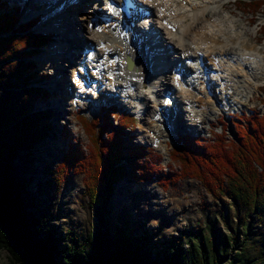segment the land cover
Segmentation results:
<instances>
[{
	"label": "trees",
	"instance_id": "16d2710c",
	"mask_svg": "<svg viewBox=\"0 0 264 264\" xmlns=\"http://www.w3.org/2000/svg\"><path fill=\"white\" fill-rule=\"evenodd\" d=\"M239 2L251 16L264 9V0ZM34 26V21L21 22L17 8L7 10L0 1V249L7 252L9 263L264 264V98L261 113L233 115L230 123L236 139H230L224 127L210 139L181 135L169 152L178 169L166 173L150 148L125 146L124 130L135 127L134 118L125 110L111 105L93 117L77 116L88 145L68 142L60 163L45 170L49 179L39 182V190L58 187L70 173L84 174L90 208L106 224L105 209L114 185L127 171L139 182L157 180L163 186L183 178L196 179L212 198H230L233 215L220 211V219L215 214L207 216L170 236L158 246L161 250L147 245L148 233L134 234L127 225L118 224L112 235L107 230L80 238L49 227L44 213L27 210L35 206L36 197L27 194L28 182L17 174L13 162L19 152L34 149L49 130L41 125L49 112L33 111L34 103L48 95L37 85L44 74L26 58L51 39L35 32ZM260 28L263 38L264 26ZM121 158L129 170L121 165ZM153 251L155 259L150 258Z\"/></svg>",
	"mask_w": 264,
	"mask_h": 264
},
{
	"label": "rangeland",
	"instance_id": "374dc122",
	"mask_svg": "<svg viewBox=\"0 0 264 264\" xmlns=\"http://www.w3.org/2000/svg\"><path fill=\"white\" fill-rule=\"evenodd\" d=\"M1 1L6 5L7 10L12 11L15 7L19 8L18 13L21 22L28 21L27 17L33 15L39 7L37 2L33 1L31 3L34 5L33 12L29 13L26 0ZM67 1L71 4L70 6L66 5L63 9L55 7L57 12H64L62 17V23L65 24V27L62 28L63 33L57 32L54 29H47L44 31L36 30V27L40 23H43V21L48 23V17L45 16V13L44 16H41V21L33 30L35 32L50 33L52 35L50 37L51 40L45 46L40 47L36 55L26 58L27 61L34 62L35 69L44 74L37 85L46 90L48 94L47 97L38 99L34 103L33 111L49 112L47 117L42 118V122H45L41 124L47 125L49 128L46 138L40 141L31 151L19 152V158L13 162V168L16 169L17 174L28 182L27 194L36 197L35 206L33 208L27 207V210H32L35 215H37L38 212L44 213L49 227L55 228L61 233L70 231L80 238H86L97 231L103 234L107 230H109V233L112 235L118 224L127 225L128 229L134 234L148 233L151 239L148 240L147 245L150 248L154 247L155 251L161 250V247L158 246L166 243L170 236L178 234V232L184 228L195 226L199 221L203 222L207 216L215 214L220 219V211L233 215V208L230 206L231 201L229 197L223 196L221 200L214 199L205 191L203 185L198 180L190 178H183L173 185L163 186L157 180L139 182L135 180L128 171L125 172L121 180L115 183L111 199L105 209L104 219L107 218V224L102 223L90 208L83 183L84 174L70 173L68 177L60 182L58 187L52 185L43 190L37 188L39 182H46V180L49 179L48 173H46L45 170L47 168H54L60 163L68 142H73V144L83 147L88 145L87 136L84 134L77 120V116L84 114L87 117H93L101 112L102 104L116 103L120 110L124 111L126 109V112L134 118L135 127L132 130H124L125 135L123 136V140L125 146L130 148L132 145H142L150 148L152 153L159 156V163L162 168L161 172L163 173L170 171V169H178V164L170 159L169 152L171 147L176 145L175 140L181 135L190 133L195 137L199 136L204 139H210L213 138L215 132H220L221 128L224 127L228 131L229 138L236 139L234 127L230 123L233 119V115L235 113L239 115H250L253 111H257L258 113L263 111L262 99L264 95L262 94V88H264V73L258 74L261 79L258 87L255 89L251 88L250 94H248L249 96L244 98L241 104L237 100L229 99V95L220 87L219 81L214 78L211 79L210 83L213 95L208 96L211 98V101L208 100L205 102L203 99L204 86L194 82V87L196 85L199 91H201V93L199 92V95L196 96V100L199 99L201 102L197 100L195 104L206 105V110L202 112V114L205 115L204 118L195 123H199L200 128L197 130L190 126L189 129L186 124V112H179V116L181 115L182 119L179 122L177 131L172 130V128L166 130L165 126L158 122V125L160 124L157 126V137L159 141L154 142L155 139L152 137V131H150V128L146 127L148 120L152 118V113H156L155 106L152 108L150 107V112H144L143 116H141L140 114L142 109L144 110V106L139 107L135 103L134 92L136 88L132 91L129 90L127 95L126 92L123 91L120 92V94L115 93L114 85L108 84V80H104L99 86L98 80L93 78L90 74L91 69L88 66L83 67L80 65L79 58L83 56V44H75V42H70L68 39H76L80 42H85L86 40L84 37L86 35V30L84 25H89L88 22L93 15H99L92 10L91 5H95L91 3L92 1ZM204 1H213V5H216V10H220L217 6L219 0ZM239 1L243 0H227L229 9L233 10V15L230 18L239 23L238 28L244 33L243 38L247 35L245 39H250L248 41L249 43H247L248 45L245 43L246 47L253 46L254 42L256 47H259L260 50L263 51L264 55L263 29L261 30L260 28V26H264V9L260 10L261 12H258L256 16H251ZM104 2L105 0H99L98 3L103 6ZM46 7L47 6L42 9H45L47 15H50L51 9H47ZM51 8L54 9L53 6ZM102 10L104 9H100L99 12ZM81 14L84 15L81 17V20H79ZM226 14V10H220L218 13L212 14V18L221 28H225V32L229 24V21L224 17ZM77 21L82 22V28L77 25ZM91 24L90 27H92ZM96 25L97 26H94V28L101 30V21L99 18L96 19ZM154 25L155 28L158 29L157 24L154 23ZM106 31L107 29H104L102 32ZM219 37L223 41H226L224 35L219 34ZM62 38H64L65 41L67 40L74 49L75 54L73 57L68 56ZM56 46L59 47L61 53H63L60 56L54 55L55 53L49 51L50 48ZM246 49L252 50L251 48ZM241 50L243 49H236L235 52H241ZM60 58L65 60L64 63H61V75L56 74L59 70L56 63ZM261 58L264 60L262 55ZM46 59L50 63L54 62L53 64L55 66L48 67L45 64ZM203 61L204 63L209 62L206 56H203ZM209 64L212 63L209 62ZM79 66L81 67L79 68ZM112 67L115 68L114 65H112ZM76 78L78 81L83 80L86 85L89 84L88 88L92 84L93 88L91 87L88 89L89 91L82 93L81 89L77 87ZM155 88L156 87H154V89ZM145 89L146 87L141 88V90ZM100 93H103V95H100ZM214 94H217V98L215 97V99L213 98ZM60 100L63 106H67L65 105L66 102H70L72 109L68 112L61 109V105L57 106L60 104ZM54 101H57L55 105L53 104ZM202 101H204V103ZM198 105H195V110L199 108ZM157 106L158 101H156V107ZM147 108L148 106L145 107V109ZM172 111L173 113L176 112V110ZM197 113H199V111H197ZM110 121L113 125L115 124V118L113 116L110 118ZM242 122L246 124L247 121L243 119ZM185 128H187V130ZM63 129H66L65 133L61 132ZM120 162L121 165L129 170L125 158H121ZM240 215L242 216L241 210ZM233 222L236 223L235 221ZM219 223L223 231L227 232L222 221H219ZM156 257V252L153 251L150 253L151 259H155ZM0 264H10L7 252L2 249H0Z\"/></svg>",
	"mask_w": 264,
	"mask_h": 264
},
{
	"label": "bare ground",
	"instance_id": "6f19581e",
	"mask_svg": "<svg viewBox=\"0 0 264 264\" xmlns=\"http://www.w3.org/2000/svg\"><path fill=\"white\" fill-rule=\"evenodd\" d=\"M40 1L38 4L39 6L41 5V8L47 6L46 8H50L51 11L50 15H47L46 10L43 9L42 12L44 15L46 13L45 16L48 17V23L43 21L36 27V30L54 29L57 32H62V28L65 27V24L62 23L64 12H57L55 7L63 9L66 5L70 6L71 4L67 0ZM89 1L95 4L91 5L95 13L101 15L103 12L100 13L99 10L105 9V13L108 16H112L114 22L111 29L104 27L98 32L93 27V23L91 24L92 27H90V20L88 22L89 25H84L86 30L85 42H80L76 39L72 40L71 38L68 41L75 42V44H83L82 49H86V52L83 50V56H80L79 63L81 66H88L91 69L90 74L98 80L99 86L104 80H108V84L114 85L115 93L120 94L123 91L126 92V95L129 90L132 91L136 88L134 92L135 103L139 107L144 106L141 116H143L144 112H150V107L155 106L156 113H152V118L148 120L146 127L152 131L154 142L159 141L157 126L160 124L158 125V122L162 123L166 130L172 128V130L177 131L179 122L182 119L181 115L179 116V112H186V124L189 129L190 126L197 130L200 128L199 123H195L204 118L205 115L202 112L206 110V105L195 104V101L199 100H196V96L201 91L196 85L194 87V82L202 84L205 88L208 83H211V79H217L221 85L220 87L229 95V99L237 100L240 104L244 98L249 96L251 88L255 89L258 87L261 80L258 74L264 73V60L261 58V55L264 58L263 51L259 47L257 48L254 42L253 46L246 47L245 43H249L250 39H245L247 35L243 38L244 33L238 28L239 23L230 18L233 15V10L229 9L227 0H219L217 4L220 10H226L227 13L224 15L225 19L229 21L226 32L225 28H221L212 18V14L220 11L216 10V5H213V1L138 0L150 10V13L156 19L154 21L158 27V29L155 27L153 29L149 23L150 19L141 18L142 22L140 25L147 30L148 34L146 41L139 35L138 30L141 27L134 24L132 32L124 37L120 36L124 25L121 24L122 18L114 16L115 12L109 6L113 0H105L103 6L98 3L99 0ZM52 6L54 9L51 8ZM28 7V12H33L34 5L28 3ZM34 13L27 18H36L37 15ZM83 15H80L79 20H81ZM164 22L166 23L164 24ZM125 24H128V21ZM167 24L176 26V31L173 32L172 29H168ZM77 25L81 26V28L83 27L81 21H77ZM104 29H107V31L102 32ZM219 34L224 35L226 41L220 39ZM62 39L64 40V38ZM68 41L64 40V48L68 56L73 57L75 52ZM147 43L151 44V47ZM90 46H92L93 50L87 52L91 48ZM246 48H251L253 51ZM236 49L243 50L235 52ZM49 51L58 56L63 54L57 46L50 48ZM201 52L212 63H204V69H199L200 66L198 65L199 53ZM126 56H129L134 62L131 70L125 68L124 60ZM185 59H191V63L184 64L183 61ZM64 61L62 58L57 60L56 65H58L59 70L56 74L61 75V63H64ZM53 63H50L47 59L45 60V64L48 67H52ZM182 69H184L185 74L180 78L178 72L182 71ZM205 72L208 74L206 78L204 76ZM75 80L77 87L81 89L82 93L89 91L88 89L92 87L91 84L88 88L89 84L86 85L83 80L78 81L77 78ZM142 87H146V89L141 90ZM154 87L156 88L154 89ZM204 88V101H211ZM100 95H103V93H100ZM215 97L217 98V94H214L213 98L215 99ZM156 101H158L157 107ZM204 101L202 102L204 103ZM56 102L54 101L53 104L55 105ZM60 105L61 109L68 112L72 109L70 102H66L65 105L67 106H63L60 100V104L57 106ZM108 105L117 107L116 103H109L105 106ZM195 105L199 107L197 110L194 109ZM147 106L148 108L145 109ZM172 110H176V112L173 113ZM185 129L187 130V128Z\"/></svg>",
	"mask_w": 264,
	"mask_h": 264
},
{
	"label": "water",
	"instance_id": "95a60500",
	"mask_svg": "<svg viewBox=\"0 0 264 264\" xmlns=\"http://www.w3.org/2000/svg\"><path fill=\"white\" fill-rule=\"evenodd\" d=\"M126 67L128 70H131L133 67V61L129 57L126 58Z\"/></svg>",
	"mask_w": 264,
	"mask_h": 264
}]
</instances>
